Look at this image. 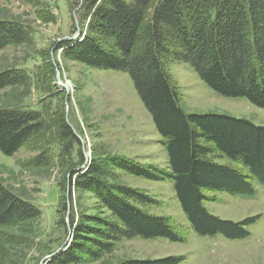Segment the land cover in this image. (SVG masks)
<instances>
[{
    "label": "trees",
    "instance_id": "16d2710c",
    "mask_svg": "<svg viewBox=\"0 0 264 264\" xmlns=\"http://www.w3.org/2000/svg\"><path fill=\"white\" fill-rule=\"evenodd\" d=\"M155 1V3H154ZM154 3L148 17L150 6ZM87 31L57 44L64 57L90 66L127 72L150 113L167 153L168 168L113 155L75 172V184L92 192L108 214H82L72 223V240L55 259L59 264L97 260L136 236L183 241L170 217L141 204L153 200L138 189L108 181L113 165L147 179L172 180L176 197L200 235L243 238L258 217L233 221L212 214L207 191L254 198L252 179L264 185V125L244 117L188 113L167 70L169 58L192 65L216 92L244 97L264 108V0H84ZM26 27L0 19V49L25 40ZM18 69L0 71V89L24 80ZM41 113L29 107L0 109V151L14 155L46 129ZM61 136L78 140L65 119ZM228 157L247 168L219 160ZM48 164L46 154L33 160ZM40 208L0 182V225L38 217ZM184 237V238H183ZM182 258L127 259L118 264H179Z\"/></svg>",
    "mask_w": 264,
    "mask_h": 264
},
{
    "label": "rangeland",
    "instance_id": "374dc122",
    "mask_svg": "<svg viewBox=\"0 0 264 264\" xmlns=\"http://www.w3.org/2000/svg\"><path fill=\"white\" fill-rule=\"evenodd\" d=\"M83 4L84 0H0V19L18 21L28 31L25 40L0 49V71L18 69L25 78L0 89V109H36L49 126L14 155L0 151V182L41 210L34 219L0 225V264H59L56 256L46 257L65 244L68 224L72 228L73 221L82 214H108L92 192L75 184L76 170L89 165L92 159L105 161L109 156L121 155L168 168L161 136L130 75L73 61L64 57L62 49L57 50L63 37L75 35L78 28L80 34L82 28L87 31L88 20H82ZM166 66L186 112L230 114L264 125V108L244 97L221 95L187 62L169 58ZM63 119L79 142L61 136L59 123ZM41 153L46 154L48 164L33 161ZM219 161L247 171L228 157ZM107 171L109 182L147 194L153 201L141 206L153 214L170 217L185 238L172 241L136 236L118 243L97 260L72 264H118L127 259L167 256L182 258L179 264H264V185L258 180L252 179L258 190L254 198L207 191L209 199L204 204L212 214L233 221L258 217L248 226V236L231 239L220 233L195 232L176 197L172 180L147 179L113 165Z\"/></svg>",
    "mask_w": 264,
    "mask_h": 264
},
{
    "label": "water",
    "instance_id": "95a60500",
    "mask_svg": "<svg viewBox=\"0 0 264 264\" xmlns=\"http://www.w3.org/2000/svg\"><path fill=\"white\" fill-rule=\"evenodd\" d=\"M81 4H82V2H81ZM74 18H75V20H76V22H77V24H78V19H77V16H76V14H74ZM79 30H78V32L75 34V35H73V36H66V37H63L62 39H60L58 42H60V41H62V40H65V39H76L78 36H79V34H80V28H78ZM59 78V80H60V77H58ZM60 84L62 85V86H64L65 88H67L68 90L70 89L69 88V86H68V84L67 83H65V82H62L61 80H60ZM83 140V139H82ZM68 226H69V236H68V239H67V241L65 242V244L59 249V250H57V251H54V252H52L51 254H49L46 258H53V257H55V256H57L59 253H62L67 247H68V245L70 244V242H71V240H72V234H73V230H72V228H70V224H68ZM62 251V252H61ZM45 258V259H46Z\"/></svg>",
    "mask_w": 264,
    "mask_h": 264
}]
</instances>
